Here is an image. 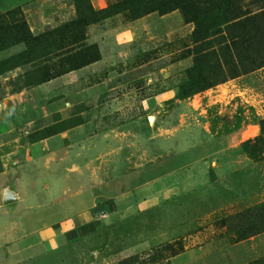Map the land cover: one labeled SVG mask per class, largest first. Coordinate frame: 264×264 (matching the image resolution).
Returning <instances> with one entry per match:
<instances>
[{
  "label": "rangeland",
  "instance_id": "obj_1",
  "mask_svg": "<svg viewBox=\"0 0 264 264\" xmlns=\"http://www.w3.org/2000/svg\"><path fill=\"white\" fill-rule=\"evenodd\" d=\"M133 1L0 10V222L88 188L111 216L61 264H264V0L225 52L210 3Z\"/></svg>",
  "mask_w": 264,
  "mask_h": 264
},
{
  "label": "crops",
  "instance_id": "obj_2",
  "mask_svg": "<svg viewBox=\"0 0 264 264\" xmlns=\"http://www.w3.org/2000/svg\"><path fill=\"white\" fill-rule=\"evenodd\" d=\"M33 1L5 0L7 3H4L0 0V10L9 12ZM210 164L213 162H204L201 171ZM47 185L44 184L46 194L41 203L28 206L23 214L9 222H0V264H61L73 247L108 223L111 213L98 206V196L92 190L52 189ZM5 199L6 204L17 201L15 197L8 203ZM114 208V214L122 210L121 198H115Z\"/></svg>",
  "mask_w": 264,
  "mask_h": 264
},
{
  "label": "trees",
  "instance_id": "obj_3",
  "mask_svg": "<svg viewBox=\"0 0 264 264\" xmlns=\"http://www.w3.org/2000/svg\"><path fill=\"white\" fill-rule=\"evenodd\" d=\"M193 1H196V0H189L190 3H192ZM197 1H199V0H197ZM207 1H208V3H207ZM232 1L233 0H202V4L200 3L201 7L210 3L208 8H205V12H211L213 17H216V18L221 17L220 14L228 16V18L225 19V21H223V22H220V23L219 22H213L211 24H208L207 28H206L205 37L202 38V40H201V41H204L207 45L218 42L217 45H220V51L221 52L230 51L232 49L231 43H232L233 38L230 36V33L233 31V28H234L233 26H230L231 25L230 23L232 22V18L237 20V19L242 17V16H236L235 13L239 12V14H240V12H242V10L240 9L239 5H237L238 8H236L234 10V8H232V6H230V3H232ZM240 1H243V0H237V1L235 0L236 3L240 2ZM137 2H138V0H135L131 3L137 4ZM196 2L192 3V8L194 9L195 12H197L199 14V8L195 9ZM128 9L131 11L130 8H128ZM232 13L235 14V17H230V15ZM241 15H242V13H241ZM243 16H245V15H243ZM134 17H136V15ZM239 24H241V23H237L236 26H239ZM220 27L223 28V30H219ZM260 32H258V35H260L262 33L261 37H263L264 31L261 33ZM205 40H209V41H205ZM209 48L210 47H207L206 49H209ZM205 51H209V50H205ZM78 66L79 65H72L69 69L74 70Z\"/></svg>",
  "mask_w": 264,
  "mask_h": 264
},
{
  "label": "water",
  "instance_id": "obj_4",
  "mask_svg": "<svg viewBox=\"0 0 264 264\" xmlns=\"http://www.w3.org/2000/svg\"><path fill=\"white\" fill-rule=\"evenodd\" d=\"M14 200V197L13 196H7L5 201L8 203V202H11Z\"/></svg>",
  "mask_w": 264,
  "mask_h": 264
}]
</instances>
